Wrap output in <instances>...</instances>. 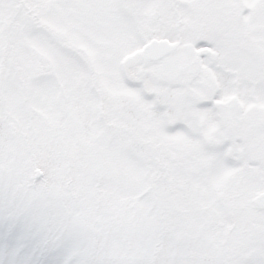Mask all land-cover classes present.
<instances>
[{"label":"snow or ice","instance_id":"obj_1","mask_svg":"<svg viewBox=\"0 0 264 264\" xmlns=\"http://www.w3.org/2000/svg\"><path fill=\"white\" fill-rule=\"evenodd\" d=\"M0 264H264V0H0Z\"/></svg>","mask_w":264,"mask_h":264}]
</instances>
